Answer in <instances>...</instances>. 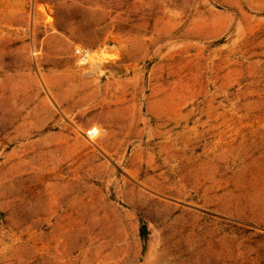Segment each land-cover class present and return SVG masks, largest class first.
Here are the masks:
<instances>
[{"label":"rangeland","instance_id":"374dc122","mask_svg":"<svg viewBox=\"0 0 264 264\" xmlns=\"http://www.w3.org/2000/svg\"><path fill=\"white\" fill-rule=\"evenodd\" d=\"M0 264H264V0H0Z\"/></svg>","mask_w":264,"mask_h":264},{"label":"built area","instance_id":"2783aa9c","mask_svg":"<svg viewBox=\"0 0 264 264\" xmlns=\"http://www.w3.org/2000/svg\"><path fill=\"white\" fill-rule=\"evenodd\" d=\"M102 52L88 50L83 47H76L74 49V57L78 60V63L82 66L90 68L96 67V65L102 61ZM101 130L99 128H93L89 131V137L96 138L100 135Z\"/></svg>","mask_w":264,"mask_h":264},{"label":"water","instance_id":"95a60500","mask_svg":"<svg viewBox=\"0 0 264 264\" xmlns=\"http://www.w3.org/2000/svg\"><path fill=\"white\" fill-rule=\"evenodd\" d=\"M141 229H142V234H143V240L145 243L146 239H147V228L145 226H143Z\"/></svg>","mask_w":264,"mask_h":264},{"label":"bare ground","instance_id":"6f19581e","mask_svg":"<svg viewBox=\"0 0 264 264\" xmlns=\"http://www.w3.org/2000/svg\"><path fill=\"white\" fill-rule=\"evenodd\" d=\"M43 16H45V13L44 12H43ZM111 47H114V45H112ZM98 67H99V63L96 65V68H98Z\"/></svg>","mask_w":264,"mask_h":264}]
</instances>
